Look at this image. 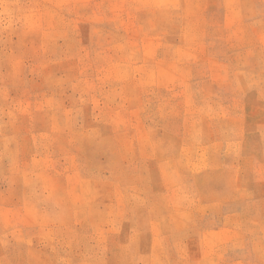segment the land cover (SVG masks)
<instances>
[{"label":"rangeland","instance_id":"obj_1","mask_svg":"<svg viewBox=\"0 0 264 264\" xmlns=\"http://www.w3.org/2000/svg\"><path fill=\"white\" fill-rule=\"evenodd\" d=\"M0 264H264V0H0Z\"/></svg>","mask_w":264,"mask_h":264}]
</instances>
